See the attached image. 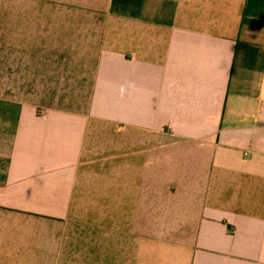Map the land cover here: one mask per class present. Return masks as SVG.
Masks as SVG:
<instances>
[{"label": "crops", "instance_id": "obj_1", "mask_svg": "<svg viewBox=\"0 0 264 264\" xmlns=\"http://www.w3.org/2000/svg\"><path fill=\"white\" fill-rule=\"evenodd\" d=\"M0 264H264V0H0Z\"/></svg>", "mask_w": 264, "mask_h": 264}]
</instances>
